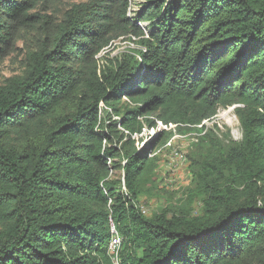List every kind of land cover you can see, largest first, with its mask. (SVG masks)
<instances>
[{
	"label": "trees",
	"instance_id": "16d2710c",
	"mask_svg": "<svg viewBox=\"0 0 264 264\" xmlns=\"http://www.w3.org/2000/svg\"><path fill=\"white\" fill-rule=\"evenodd\" d=\"M47 1L0 0V63L35 35L0 84V264H114L111 228L119 264H264V0H141L134 17L84 0L52 20L32 12ZM125 35L138 47L100 67ZM229 106L242 137L225 144L203 121ZM157 121L175 132L138 148ZM187 132V205L145 215L157 150Z\"/></svg>",
	"mask_w": 264,
	"mask_h": 264
},
{
	"label": "rangeland",
	"instance_id": "374dc122",
	"mask_svg": "<svg viewBox=\"0 0 264 264\" xmlns=\"http://www.w3.org/2000/svg\"><path fill=\"white\" fill-rule=\"evenodd\" d=\"M84 0H50L37 6L32 12L37 10L46 14L51 20L60 19L64 12L70 8L73 3ZM141 0H131L127 14L130 17L136 15V10L140 6ZM139 25L146 31L147 23L141 22ZM35 35L31 34L27 39H17L8 54L0 63V84L7 78L16 74H21L24 69V57L26 51L34 45ZM138 47V37L136 36H120L110 41V43L100 50L95 58L100 67L109 64L110 60L119 57L128 49ZM125 103H129L123 98ZM105 115L104 111L101 113ZM110 114V113H109ZM115 118V117H114ZM107 120V119H106ZM206 126L213 128L214 124L218 126L216 131L223 143L228 144L232 141H239L242 137V129L233 107L219 108L215 116L207 120ZM139 140L135 143L141 148L146 141L149 140L147 132L140 135ZM196 140L194 132H187L184 135L177 133L172 136L169 141L170 145H166L157 150L158 160L155 177L151 182L143 186V191L138 197V205L145 215H150L161 210L175 211L179 207L187 205V190L191 185L192 175L189 168L188 153L191 152L192 142ZM175 152H178L176 155ZM181 154V156H180ZM118 175V171H112L110 176L114 178ZM195 212L200 210V202L195 201L192 204Z\"/></svg>",
	"mask_w": 264,
	"mask_h": 264
},
{
	"label": "built area",
	"instance_id": "2783aa9c",
	"mask_svg": "<svg viewBox=\"0 0 264 264\" xmlns=\"http://www.w3.org/2000/svg\"><path fill=\"white\" fill-rule=\"evenodd\" d=\"M100 106L101 108H106V106L104 105V103L101 101L100 102ZM233 107V106H232ZM207 120H204L203 123L206 124ZM200 126V125H199ZM161 129H165V130H169L172 129L175 132V124L169 123V124H163L161 121H157V125L155 127H150V128H143L142 132L140 133V135L144 134V132H147V134L149 135V138L151 136H153L157 131L161 130ZM138 136V135H137ZM173 136H177V133H174ZM171 141H168L166 145H170ZM175 154L177 155L178 152H175ZM181 156V154H180ZM111 231L113 233V237L109 243V251L110 253L113 255L112 260L114 262V264H119V260L117 257V252H118V248H119V244H120V238L118 237V235L116 234L115 230L113 228H111Z\"/></svg>",
	"mask_w": 264,
	"mask_h": 264
}]
</instances>
